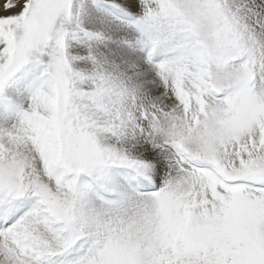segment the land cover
Listing matches in <instances>:
<instances>
[{
    "label": "snow or ice",
    "instance_id": "1",
    "mask_svg": "<svg viewBox=\"0 0 264 264\" xmlns=\"http://www.w3.org/2000/svg\"><path fill=\"white\" fill-rule=\"evenodd\" d=\"M0 264H264V0H0Z\"/></svg>",
    "mask_w": 264,
    "mask_h": 264
}]
</instances>
